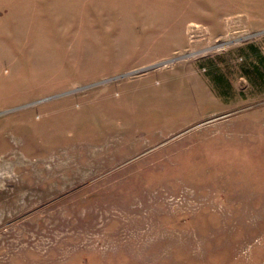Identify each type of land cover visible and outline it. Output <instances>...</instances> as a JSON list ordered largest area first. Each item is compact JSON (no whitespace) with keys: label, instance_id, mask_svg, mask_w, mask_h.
<instances>
[{"label":"rangeland","instance_id":"1","mask_svg":"<svg viewBox=\"0 0 264 264\" xmlns=\"http://www.w3.org/2000/svg\"><path fill=\"white\" fill-rule=\"evenodd\" d=\"M258 5L0 0V264H264Z\"/></svg>","mask_w":264,"mask_h":264},{"label":"crops","instance_id":"2","mask_svg":"<svg viewBox=\"0 0 264 264\" xmlns=\"http://www.w3.org/2000/svg\"><path fill=\"white\" fill-rule=\"evenodd\" d=\"M256 13H257L256 14V19H257L256 24L257 26H260L262 24L261 26L263 27L264 26V5H258L256 9ZM252 17H253L252 15L251 16L247 15L246 16L247 22L251 21ZM262 50H263L262 56H257V57H260L264 62V48Z\"/></svg>","mask_w":264,"mask_h":264},{"label":"trees","instance_id":"3","mask_svg":"<svg viewBox=\"0 0 264 264\" xmlns=\"http://www.w3.org/2000/svg\"><path fill=\"white\" fill-rule=\"evenodd\" d=\"M257 59H258V62H259V64L257 65L258 66V70L259 69H261V71H259L258 72V76H259V78H260V80L262 81V82H264L263 80H264V62H263V60L260 58V57H257ZM254 70H256L255 68H253V71Z\"/></svg>","mask_w":264,"mask_h":264}]
</instances>
